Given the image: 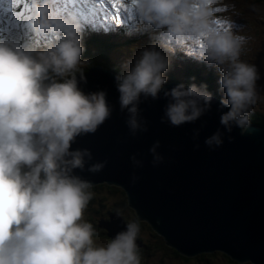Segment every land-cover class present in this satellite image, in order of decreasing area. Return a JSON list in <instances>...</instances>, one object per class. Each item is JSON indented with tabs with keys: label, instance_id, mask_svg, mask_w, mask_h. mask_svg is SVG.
<instances>
[{
	"label": "clouds",
	"instance_id": "clouds-1",
	"mask_svg": "<svg viewBox=\"0 0 264 264\" xmlns=\"http://www.w3.org/2000/svg\"><path fill=\"white\" fill-rule=\"evenodd\" d=\"M212 3L135 0L133 16L141 33L154 39L114 77L119 108L127 112L132 136L148 131L141 116L142 98L156 100L163 92L167 103L161 122L173 127L193 123L211 109L213 93L206 83L164 89L171 54L189 39L202 41L196 58L220 74V103L228 109L221 113L220 124L228 133L233 127L241 135L249 131L260 99V73L255 64L241 59L246 38L217 28ZM27 24L43 38L42 47L0 38V264H142L137 222H128L107 244L97 245L93 224L83 218L93 183L76 170L87 165L89 172L97 173L107 160L89 164L90 149L72 145L78 137L95 133L114 106L106 90L85 92L79 86L87 79L81 16L74 9L58 8L55 0H32ZM199 133L193 130L194 140ZM223 136L218 128L204 143L214 150L223 145ZM159 147L156 140L149 149L154 166L164 160ZM131 160L143 166L135 154ZM138 179L133 173L132 183Z\"/></svg>",
	"mask_w": 264,
	"mask_h": 264
},
{
	"label": "water",
	"instance_id": "water-1",
	"mask_svg": "<svg viewBox=\"0 0 264 264\" xmlns=\"http://www.w3.org/2000/svg\"><path fill=\"white\" fill-rule=\"evenodd\" d=\"M83 71L87 79L79 86L85 92L106 90L114 110L95 133L78 137L72 145L74 149H90L93 159L89 164L107 160L106 166L92 173L86 165L83 171L77 169V174L92 183L106 180L123 186L139 218H147L165 243L182 256L220 248L240 262L264 264V125L251 123L243 135L236 127L228 133L220 124L221 113L228 109L213 94L211 109L205 115L173 127L161 122L167 103L161 92L156 100L142 98L141 116L148 122V131L132 136L126 124L127 112L119 108L114 81L119 71L101 63ZM179 83L169 80L164 89ZM218 128L224 133V143L212 150L204 141ZM194 129H200L195 140ZM229 136L234 139L229 141ZM156 140L164 160L154 166L149 149ZM134 154L143 161L142 167L133 164ZM133 173L139 177L134 184ZM111 217L102 223L121 224L108 233L114 238L128 221L120 215Z\"/></svg>",
	"mask_w": 264,
	"mask_h": 264
},
{
	"label": "trees",
	"instance_id": "trees-1",
	"mask_svg": "<svg viewBox=\"0 0 264 264\" xmlns=\"http://www.w3.org/2000/svg\"><path fill=\"white\" fill-rule=\"evenodd\" d=\"M255 1L260 2L262 0ZM219 3H223V0ZM86 11L87 9H85V12ZM14 12L15 18L19 25V36L17 39L27 41L36 48H38V46L42 47L43 38L33 33L27 24V21L32 14V0H20L19 4L14 7ZM81 20L82 23L86 21L92 22L93 16H89L88 18L81 16ZM24 28H26V30H24ZM32 33L34 35H32ZM97 34L98 35H94L92 37V40L86 37L83 39L86 51L84 52L82 59L86 60L87 65H82V69H88L89 64L101 63L103 66L120 71L121 67L119 65L110 62V60H112L111 52H113L115 46L112 45L113 42L108 40V33L100 29L98 30ZM37 41L41 44V46ZM117 45L120 46L119 43ZM182 70H185V72L180 74V71ZM182 70H176L175 65L171 63V67L166 73L168 76V81L180 80L183 81L186 86L193 82L198 85L201 83H206L210 92L221 97L222 94L219 91L218 84L220 75L219 73H202L199 68L193 69L192 65L189 63L184 65ZM261 70L264 76V64L261 66L260 71ZM181 76L185 77L181 79ZM258 90L260 92V99L252 110L251 123L264 125V111L261 109V107H264V92L262 93L259 87ZM90 191L93 192V198L84 211V220L90 223L92 222L94 227L98 225V227L103 228L105 230L104 233L107 232V228H105V225H103L102 221L105 223V221H107L110 217V214L113 217L120 215L125 221L127 220L128 222H137L140 225V232L137 241L141 242V244L138 245L142 257V264H153L155 262L153 259L155 256L159 255V251H161V254L163 253L162 258L160 256L158 257L160 261L166 257L178 259L183 262H187L192 259H195L196 262L198 259H210L213 261L216 260V258H220L223 264H251L248 261H238L220 248L210 252H201L193 256H182L177 251H175V249L171 248L165 243L162 235L159 234L158 231L152 227V225L147 220L139 218L135 209L129 204L127 193L123 186L113 182L111 183L107 181H101L93 183V187L90 189ZM94 214H98L102 219H93L92 215ZM89 216L92 218L88 219ZM93 239L97 245H104L109 242L111 237L104 238V236L95 229V235Z\"/></svg>",
	"mask_w": 264,
	"mask_h": 264
},
{
	"label": "rangeland",
	"instance_id": "rangeland-1",
	"mask_svg": "<svg viewBox=\"0 0 264 264\" xmlns=\"http://www.w3.org/2000/svg\"><path fill=\"white\" fill-rule=\"evenodd\" d=\"M220 1L222 0H213V3L210 5L213 9H220V11H214L215 25L220 30H231L238 35L244 36L246 38V43L242 51L241 59L251 62L257 66L260 73V79L257 80V87H259L263 93L264 76L262 70L260 71V68L264 64V1L262 0L258 2L255 0H223V3H219ZM126 2L129 4L131 0H126ZM199 2L200 0H196L197 4H199ZM11 4L12 6L8 7L5 5L4 0H2L0 2L1 11L6 13L7 11L5 9H11L14 8L15 5H18V3H15L14 0ZM82 5L84 6V4ZM82 5L80 4L79 0H75V2L69 0V2L67 3V9H74L79 12V10L82 9ZM253 5L256 6V10L253 9ZM85 6L87 8H96L97 10L102 9V11H98L97 15L94 16L92 22L86 21L83 23L84 37L90 38V40H92V37L94 35H98V20L103 17L105 18V14H107V19H105V22L112 27V29L108 32V40L113 42L112 45L115 46L114 50L112 49L113 52H111L112 60H110V62H112L113 64H117L121 67L126 60L133 57L136 51L152 45L154 38H152L147 32L141 33L138 22L133 15L132 17H130L128 13L122 11V23L117 25L114 19L115 11L111 9L110 5L101 6L97 4L96 0H88V5ZM24 30H26V28H24ZM32 35L34 34L32 33ZM18 36L19 33H17L13 39H17ZM118 43L120 46L117 45ZM201 43V40L189 39L181 42V45L176 46L174 54H171L172 64L175 65L176 70H182L184 66L181 65H186L189 62V64L192 65L193 69L199 68L202 73H219L214 65L196 58L198 55L197 49ZM39 45L41 46L40 43ZM38 48L40 47L38 46ZM161 50L163 51V49ZM188 54H190V56H188ZM184 57L187 59V61L183 59ZM84 64L87 65L86 60L82 65ZM90 65L91 64H89L88 66ZM184 72L185 70H182L180 71V74ZM184 77L185 76H181V79ZM181 83L184 82L181 81ZM261 109H263L264 111V107H261ZM92 216L93 219L96 220L100 218L98 214H94ZM89 218L91 219L92 217L89 216L88 219ZM144 219L147 220V218H143V220ZM120 225H105V228H107L106 233H104L105 230L98 227V225H96L94 229L98 230L99 233L104 236V238H108L110 237L108 233L115 232ZM158 233L162 235V233H160L159 231ZM162 238L164 240L163 236ZM159 256L161 258L163 256V253L161 254V251H159L158 256L154 257L153 261L155 260V262L153 264H223L220 258H216V260L213 261H211L210 259H198L196 262L195 259H192L187 262H183L171 257H166L160 261L158 259ZM248 261L251 263L250 260Z\"/></svg>",
	"mask_w": 264,
	"mask_h": 264
},
{
	"label": "snow or ice",
	"instance_id": "snow-or-ice-1",
	"mask_svg": "<svg viewBox=\"0 0 264 264\" xmlns=\"http://www.w3.org/2000/svg\"><path fill=\"white\" fill-rule=\"evenodd\" d=\"M13 2V0H9V4H11ZM15 3H19V0H14ZM58 8L67 10V3L69 2V0H55ZM72 2H75V0H72ZM80 3L84 4V5H88V0H79ZM97 4L101 5V6H111V9H113L115 11V22L117 25L122 23L121 20V12H125L128 13L130 17H132L133 15V5L135 3V0H131V6L126 2V0H96ZM198 6V4H197ZM85 9H87V11L85 12ZM6 11H10L11 9H5ZM98 11H102V9L97 10L96 8H82L79 10V14L81 16H84L85 18H88L89 16H95L97 15ZM214 11H220V9H214ZM105 18H107V14H105ZM199 46H202V44H200Z\"/></svg>",
	"mask_w": 264,
	"mask_h": 264
},
{
	"label": "bare ground",
	"instance_id": "bare-ground-1",
	"mask_svg": "<svg viewBox=\"0 0 264 264\" xmlns=\"http://www.w3.org/2000/svg\"><path fill=\"white\" fill-rule=\"evenodd\" d=\"M238 130H239V129H238ZM108 220H109V221H110V220H112L111 214H110V217H109V219H108Z\"/></svg>",
	"mask_w": 264,
	"mask_h": 264
}]
</instances>
